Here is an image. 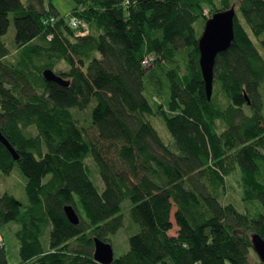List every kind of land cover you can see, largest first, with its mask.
<instances>
[{"label":"trees","instance_id":"1","mask_svg":"<svg viewBox=\"0 0 264 264\" xmlns=\"http://www.w3.org/2000/svg\"><path fill=\"white\" fill-rule=\"evenodd\" d=\"M74 1L86 26L53 0H0V129L19 155L0 141V171L19 166L27 195L0 193V230L17 223L19 264H103L95 238L113 244L124 228L129 249L112 264H264V0ZM234 2L209 99L199 38Z\"/></svg>","mask_w":264,"mask_h":264},{"label":"water","instance_id":"2","mask_svg":"<svg viewBox=\"0 0 264 264\" xmlns=\"http://www.w3.org/2000/svg\"><path fill=\"white\" fill-rule=\"evenodd\" d=\"M236 5L229 9L214 13L205 23L202 35L199 38L200 66L204 77L208 98L211 99L214 89L215 65L219 53L228 50L235 39ZM44 77L48 81L63 82L61 76L52 69L44 70ZM0 141L4 143L16 159L19 155L15 147L6 138L0 129ZM68 219L73 224L80 222V217L72 205L65 206ZM253 246L264 262V238L259 234L253 235ZM94 258L103 264H112L115 260L113 244L98 237L95 238Z\"/></svg>","mask_w":264,"mask_h":264},{"label":"rangeland","instance_id":"3","mask_svg":"<svg viewBox=\"0 0 264 264\" xmlns=\"http://www.w3.org/2000/svg\"><path fill=\"white\" fill-rule=\"evenodd\" d=\"M23 1H27V0H23ZM53 3L58 8L60 13L68 17V19L70 20L71 13L76 9L75 1L74 0H53ZM232 5H236V7L238 8V5L236 2H234ZM209 13L210 11L208 9L204 11V14H207L208 16H209ZM73 15L75 18H79L78 15L72 14V16ZM79 19L82 20L81 18ZM82 25L86 26V23L83 20H82ZM15 35H16V29H15V25L12 19V24H11L9 33L5 35L4 37L5 41L8 43V46L12 49H13V45H15ZM60 67L64 68L65 64L61 63ZM153 87L156 88V91H157L156 95L159 96L160 100L166 101L168 94L166 95L165 92L164 94H161V95L158 94L159 93L158 91L160 90V84L157 85V87L155 85H151V89ZM262 92L264 96L263 89H262ZM88 114H89V110L86 109L85 111H81V113H79L78 118H81L82 122L84 123V118L87 117ZM153 122H154L155 127L158 129L160 134L165 139L170 138L171 135L167 127L165 126L164 122L161 119H159L158 117H154ZM31 130L34 133H36L35 128H31ZM88 132L93 138L96 137V131L93 128L89 127ZM88 162L90 163L89 160ZM260 175L262 177V180L264 181V176L262 174ZM92 179L96 183L98 188L102 190L104 187V183L100 179V176L97 174V172H94L92 174ZM25 186H26V177L19 166H16L14 171L11 174H4L2 171H0V193H4L6 191L11 192L15 194V196L19 200L26 203L27 195L25 191ZM176 210L177 208L176 206H174L172 213H171V219H172L173 226H174L173 229L170 231V234L172 235H176L179 231L178 230L179 228L175 220ZM17 229H18L17 223L11 222L5 228H3V234L6 238V241L4 239H0V246H3V245L7 246L6 248H7L8 258L12 264H19V261H20V240L16 236ZM128 237H129V231L127 228L122 229L119 232V234L116 236L115 242L113 243L116 256L123 254L129 249ZM252 258L254 262L258 260V257L255 253L252 254Z\"/></svg>","mask_w":264,"mask_h":264},{"label":"bare ground","instance_id":"4","mask_svg":"<svg viewBox=\"0 0 264 264\" xmlns=\"http://www.w3.org/2000/svg\"><path fill=\"white\" fill-rule=\"evenodd\" d=\"M79 17V16H78ZM80 18V17H79ZM79 18H75L74 16H72L71 18H70V23H71V25L74 27V28H78L79 26H82V20H80ZM74 21H78V24L77 25H75L74 24ZM202 35V34H201ZM65 78V77H64ZM68 78V77H67ZM67 78H66V81H67Z\"/></svg>","mask_w":264,"mask_h":264},{"label":"built area","instance_id":"5","mask_svg":"<svg viewBox=\"0 0 264 264\" xmlns=\"http://www.w3.org/2000/svg\"><path fill=\"white\" fill-rule=\"evenodd\" d=\"M54 20H55V19L52 18V19H51V22H54ZM74 24L77 25V24H78V21H74ZM151 61H152V57H148V58H146V60L144 61V64H145V65H150Z\"/></svg>","mask_w":264,"mask_h":264},{"label":"crops","instance_id":"6","mask_svg":"<svg viewBox=\"0 0 264 264\" xmlns=\"http://www.w3.org/2000/svg\"><path fill=\"white\" fill-rule=\"evenodd\" d=\"M74 16V15H73ZM72 17V14L70 15V18ZM0 239H4L6 241V238L3 234V231L0 230ZM7 244V243H6Z\"/></svg>","mask_w":264,"mask_h":264}]
</instances>
